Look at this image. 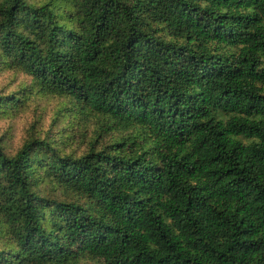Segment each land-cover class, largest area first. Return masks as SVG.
I'll list each match as a JSON object with an SVG mask.
<instances>
[{"label": "trees", "instance_id": "16d2710c", "mask_svg": "<svg viewBox=\"0 0 264 264\" xmlns=\"http://www.w3.org/2000/svg\"><path fill=\"white\" fill-rule=\"evenodd\" d=\"M0 71L88 136L0 139V264H264V0H0Z\"/></svg>", "mask_w": 264, "mask_h": 264}, {"label": "rangeland", "instance_id": "374dc122", "mask_svg": "<svg viewBox=\"0 0 264 264\" xmlns=\"http://www.w3.org/2000/svg\"><path fill=\"white\" fill-rule=\"evenodd\" d=\"M29 1L38 5H47L50 0ZM244 9L250 11L251 5H246ZM17 82L8 74L0 71V96L6 97L18 92L22 86ZM36 103L38 104L35 113L33 106ZM36 103L33 101L27 103V110H24L25 112L23 111L24 113L21 115L0 114V139L6 147L12 150L17 149L26 137V131L33 125L37 126L39 121V125H42L52 135V139L57 142L61 150L66 153L80 152L88 140L84 128L70 123L68 118L59 115L56 110L58 102L55 99L38 97ZM40 115L41 117L38 118ZM53 126L56 127L52 128ZM38 156L39 161L36 164L37 169H35V175L38 176L35 182L36 191L46 199L69 200V193L62 192L57 187L54 178L49 177L47 170L48 153L41 150L38 151ZM83 264L95 263L84 261Z\"/></svg>", "mask_w": 264, "mask_h": 264}]
</instances>
